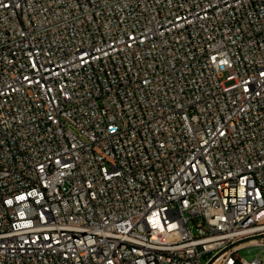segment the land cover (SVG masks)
I'll return each mask as SVG.
<instances>
[{
  "label": "built area",
  "instance_id": "2783aa9c",
  "mask_svg": "<svg viewBox=\"0 0 264 264\" xmlns=\"http://www.w3.org/2000/svg\"><path fill=\"white\" fill-rule=\"evenodd\" d=\"M264 0H0V264H262Z\"/></svg>",
  "mask_w": 264,
  "mask_h": 264
},
{
  "label": "rangeland",
  "instance_id": "374dc122",
  "mask_svg": "<svg viewBox=\"0 0 264 264\" xmlns=\"http://www.w3.org/2000/svg\"><path fill=\"white\" fill-rule=\"evenodd\" d=\"M239 255L248 261H251L254 257L259 256L263 260L262 264H264V246H253L250 248H244L240 250Z\"/></svg>",
  "mask_w": 264,
  "mask_h": 264
}]
</instances>
